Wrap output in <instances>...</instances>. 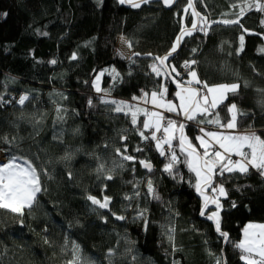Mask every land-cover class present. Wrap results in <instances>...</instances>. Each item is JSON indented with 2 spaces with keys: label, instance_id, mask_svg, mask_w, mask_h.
I'll list each match as a JSON object with an SVG mask.
<instances>
[{
  "label": "trees",
  "instance_id": "trees-1",
  "mask_svg": "<svg viewBox=\"0 0 264 264\" xmlns=\"http://www.w3.org/2000/svg\"><path fill=\"white\" fill-rule=\"evenodd\" d=\"M186 3L180 0L166 10L157 2L128 8L119 0H0V137L13 141L0 142V147L8 155L28 157L48 173L41 176L44 190L23 217L0 209V264H65L71 258L70 252L62 251L66 238L68 248L75 241L97 264H109V249L115 250L112 264H214V257L221 255L226 264H243L239 251L231 243L224 248L214 223L200 215L202 201L192 186L194 174L183 163L185 155L177 142L174 147L181 162L169 175L164 171L168 160L159 155L155 141L139 136L137 128L142 124L133 126L130 116L102 104L99 98L104 93L94 88L98 73L114 68L117 79L108 72L103 76L102 89L111 91L110 98L135 102L133 96L145 92L150 96L167 87L166 99L178 103L166 74L156 76L150 67L154 60L145 56H164L181 27L191 26L190 11H183ZM239 3L198 0L196 7L209 21H219L236 19L231 14L239 9L232 5ZM262 19L264 13L253 9L240 18L243 28L216 25L207 34L199 31L183 42L169 65L179 72L185 61L195 60L193 68L201 80L239 83L238 93L225 101L245 113L238 116L236 130L251 126L264 138V105L260 103L264 93L258 91L264 90V53L259 51L264 47ZM241 35L244 49L238 51ZM120 38L127 40L130 58L120 51ZM171 73L180 82L190 79ZM24 94L29 100L20 105L17 101ZM89 99L94 106H89ZM57 108L63 120L57 119ZM216 111L222 122L229 117L223 105ZM171 118L182 122V113H172ZM186 133L190 139L200 135L194 122L187 125ZM125 145L136 161L124 162L123 168L112 173L113 179H105L97 172L98 165L111 169V162L120 160L115 150ZM137 147L143 151L137 152ZM140 160L150 162L153 171L148 173ZM148 179L159 199L147 194ZM220 181L227 192L220 197L221 228L238 242L246 224L264 223V177L250 169L247 175L235 172L215 177L217 184ZM137 191L142 195L139 200L125 199ZM88 195L111 197V211H93L96 206L87 200ZM140 209H147V230L144 220L136 219ZM113 212L126 219L117 220ZM161 225L175 229L173 242Z\"/></svg>",
  "mask_w": 264,
  "mask_h": 264
},
{
  "label": "snow or ice",
  "instance_id": "snow-or-ice-1",
  "mask_svg": "<svg viewBox=\"0 0 264 264\" xmlns=\"http://www.w3.org/2000/svg\"><path fill=\"white\" fill-rule=\"evenodd\" d=\"M149 2L150 0H119L120 4H128L133 8H139L142 4H148ZM162 2L165 6L171 7L176 3V0H162ZM197 2L198 0H187L186 6L183 9L185 14H188L189 10H191L190 14L193 17L191 27H181L180 33L176 36L171 49L164 56H156L153 58L154 63L150 67L156 76L165 74L169 67H171L172 72H176V76H180V73L176 71V67L167 65L166 61L177 51L185 36H191L197 30L204 31L207 34V30L212 24L240 25L243 28V25L240 24V18L247 11L255 9L256 11L264 13V0H241V3L232 5L233 8L239 9L237 12L231 14L236 16V19L226 18L219 21H209L207 16H202L196 10ZM223 15L228 16L230 14L224 13ZM260 23L264 26V19ZM244 32H248V29H244ZM244 39V35L239 37L240 47L238 51H243ZM129 47H131L130 43ZM259 51L264 53V47L260 48ZM133 55L139 56L140 53H133ZM71 58L73 60L77 58L75 53ZM156 61L159 62V66ZM51 63L55 64L56 61L53 60ZM194 64H196V61L192 60L190 62L185 61L183 65L190 79L180 82L173 78L178 89L175 92L178 103L166 99L169 92L167 87H161L152 91L150 101L148 99L149 93L147 92L141 97L133 96L132 100H142L145 104L150 102L155 108L163 109L164 112L174 113L177 116L182 113L185 121H192L198 127L200 125H213L217 129L233 131H212L206 130L205 127H199V133L201 134L190 139L185 133L186 123L166 117L164 112L151 111L148 108L140 107L139 104L110 99L111 91L107 89L102 90L99 86V81L106 72L110 73L114 80L117 79L119 73L114 68L101 71L97 75L94 85L97 93L102 91L104 93L99 98L102 104L111 105L112 108L110 110L116 113L123 112L126 116H130L133 126H136L138 122L142 124V128H137L139 136L146 141H155V147L159 155L168 160V163L164 165V171L169 173V175L173 174L175 166L181 162L173 143L174 141L177 142L179 152L185 155L183 163L194 174L195 182L192 186L202 197L200 215L208 221H212L215 231L223 237V240L231 243L233 248L239 251V258L243 264H264V223L250 222L246 224L242 229V238L238 242L232 241L229 234L221 228L220 212L222 210V204L220 197H226L227 192L223 187V181H220L219 184L215 182V177H222L225 173L231 174L239 172L247 175L250 169L255 170L261 177H264V138L258 135L251 126L243 132L235 131L238 128V116H243L245 113L240 111L235 103L225 104V101L228 100L230 94L234 96L238 93L240 84H210L208 81L199 78L196 70L192 68ZM162 69L164 72H162ZM167 74L170 75V73ZM258 91L264 93V90ZM27 100H29V95L24 94L19 97L17 103L24 105ZM0 102H2V97H0ZM260 103L264 105V99ZM88 104L90 107L94 106L91 99H89ZM221 105L226 107L229 114V117L223 122L219 112L216 111ZM60 111L57 108V119L63 120ZM140 116L145 117V119L139 121L138 118ZM208 117L212 118L209 119ZM157 133H160V135L158 136ZM122 139H127V136H123ZM193 141L198 143H194ZM0 142L5 144L13 143L6 136L0 137ZM6 151L5 149H0V209L8 210L11 213L23 217L24 210L26 208L31 209L36 202L37 195L44 190L41 176L48 175V173L46 170L39 169L28 157L17 156L15 154L8 155L5 154ZM115 151L120 157L118 164L114 162V167L108 170L105 169L104 163H100L97 167V172L102 174L107 180L113 179L112 172L115 171L116 167L123 168L125 161H136L137 159L135 156L127 154L128 149L126 145L123 149L117 148ZM136 151L140 152L143 149L137 147ZM233 156L238 157V159H233ZM65 159H70V156H66ZM139 164L149 172L152 171L153 166L147 160H140ZM146 184L147 194L154 199H159L152 180L148 179ZM209 190L211 193L217 195L208 194ZM139 195L140 193L137 191L135 196ZM125 199L130 200L132 197L125 196ZM87 200L96 206L93 208V211H97L98 209L111 211L109 208L111 197L107 195H104L102 198L88 195ZM210 205L214 206V210L209 212ZM234 206L235 204H233ZM146 212L147 209H140L136 217V219L144 220L145 230H147L149 223ZM112 215L117 220L126 219L124 215H117L115 212ZM20 223L22 224L23 221L21 220ZM161 227L165 229V234H167L169 242H173L175 229L168 228L165 225H161ZM47 242L45 240V243ZM68 243V239L66 238L65 248L62 251L70 252L71 258L66 260L65 264H97L95 259L84 255L78 243L72 241L70 248H68ZM128 251L130 252L131 249ZM114 255L115 250L109 249L107 255L109 264H112L111 257ZM209 255L211 256L213 254L209 252ZM173 264H177V262L174 261ZM214 264H226V261L222 255L215 256Z\"/></svg>",
  "mask_w": 264,
  "mask_h": 264
},
{
  "label": "rangeland",
  "instance_id": "rangeland-1",
  "mask_svg": "<svg viewBox=\"0 0 264 264\" xmlns=\"http://www.w3.org/2000/svg\"><path fill=\"white\" fill-rule=\"evenodd\" d=\"M200 31V30H199ZM118 47H119V49H120V51L127 57V58H130L131 57V55H132V53H131V51H130V49L128 48V45H127V40L126 39H124V38H120L119 39V41H118ZM101 72V71H100ZM99 72V73H100ZM98 73V74H99ZM97 77V76H96ZM95 80H96V78H95ZM95 80H94V82H95ZM102 84H103V76L100 78V81H99V86H100V88L102 89ZM94 88H95V85H94ZM103 90V89H102ZM95 92H96V89H95ZM103 92V91H102ZM102 92H100V93H98V94H102ZM97 93V92H96ZM110 98V97H109ZM110 99H113V98H110ZM150 99H151V96H150ZM116 100H120V99H116ZM174 103H176L175 101H173ZM129 103H135V104H139V106L140 107H144V108H148V109H150L151 111H160V112H164V110L163 109H157V108H155L150 102H149V104H145V103H143V101L142 100H138V101H135V102H129ZM140 103H143V105H141ZM108 106H110V107H112L111 105H108ZM122 114H124L123 112H121ZM164 115L166 116V117H170L171 118V116H172V113H166V112H164ZM173 119V118H172ZM193 122H188L186 125H190V124H192ZM212 130V129H211ZM212 131H229V132H231V131H233V130H224V129H214V130H212ZM236 132H238L237 130H235ZM159 133H157V135H158ZM201 134V133H200ZM175 142V141H174ZM173 142V143H174ZM0 149H2L1 147H0ZM7 154V153H6ZM233 159H238V157H235V156H233ZM114 162L115 163H119L120 162V160H113L112 162H111V169L114 167ZM125 162H129V161H125ZM134 162V161H133ZM117 170H119V167H116L115 168V171H113L112 173L114 174L115 172H117ZM141 185L143 184V183H141V182H139ZM139 184V185H140ZM140 193V192H139ZM142 195H141V193H140V195L139 196H135V194L134 195H132V199H134V200H139V198L141 197ZM131 254V253H130ZM131 262L132 263H134L132 260H131Z\"/></svg>",
  "mask_w": 264,
  "mask_h": 264
},
{
  "label": "water",
  "instance_id": "water-1",
  "mask_svg": "<svg viewBox=\"0 0 264 264\" xmlns=\"http://www.w3.org/2000/svg\"><path fill=\"white\" fill-rule=\"evenodd\" d=\"M180 0H176V3H174L171 7H167V6H165L164 4H163V2H162V0H150V2L149 3H154V2H157V3H160L166 10H171V9H173L175 6H176V4L179 2ZM148 3V4H149ZM120 5H122V6H126V7H128V8H133V7H131L130 5H128V4H120ZM144 5H146V4H142L141 5V7L142 6H144ZM196 10L197 11H199L198 9H197V7H196ZM190 11V13H191V10H189ZM202 16H204L203 14H201ZM192 17V16H191ZM192 20H193V17H192ZM216 25H224V24H212L211 25V27L210 28H212V27H214V26H216ZM224 26H228V25H224ZM191 27V26H190ZM189 27V28H190ZM210 28H208V29H210ZM199 32V30H197V31H194L193 33H192V35L191 36H185L184 38H183V40H182V42H181V44H180V47L177 49V51L175 52V53H173V55L171 56V57H169V60L168 61H166V64L167 65H169L171 62H172V60L180 53V51H181V49H182V44H183V42L186 40V39H188V38H191V37H194V36H196V34ZM145 58H151V59H153L154 57L153 56H145ZM154 60V59H153ZM157 62V64H158V66H159V62L158 61H156ZM163 70V69H162ZM164 71V70H163ZM167 73H170V75L169 74H167ZM166 76H167V78H168V80L171 82V84L173 85V87H174V89H175V91H177L178 89L176 88V84L174 83V80H173V78H175L173 75H172V73H171V71H170V67L169 68H167V70H166ZM175 80H177L176 78H175ZM183 122L184 123H186V122H190V121H185L184 120V117H183ZM185 133H186V129H185ZM187 134V133H186ZM190 138V137H189ZM147 170V169H146ZM152 171H153V168H152ZM151 171V172H152ZM147 172L148 173H151V172H149L148 170H147ZM211 193V191L209 190L208 191V194H210ZM211 195V194H210ZM196 197L199 199V200H201L202 201V197L196 192ZM209 208L210 209H214V206L213 205H210L209 206ZM226 246H227V242H225L224 243V248H226Z\"/></svg>",
  "mask_w": 264,
  "mask_h": 264
},
{
  "label": "built area",
  "instance_id": "built-area-1",
  "mask_svg": "<svg viewBox=\"0 0 264 264\" xmlns=\"http://www.w3.org/2000/svg\"><path fill=\"white\" fill-rule=\"evenodd\" d=\"M193 66L194 65H192V68H193ZM179 73H180V76H178V77H180V78H184V77H189L188 75H187V70H185L183 67L179 70ZM199 127H202V126H199ZM198 127V128H199ZM207 129V128H206ZM212 130H214V128H211ZM160 135V133L158 134V136Z\"/></svg>",
  "mask_w": 264,
  "mask_h": 264
},
{
  "label": "crops",
  "instance_id": "crops-1",
  "mask_svg": "<svg viewBox=\"0 0 264 264\" xmlns=\"http://www.w3.org/2000/svg\"><path fill=\"white\" fill-rule=\"evenodd\" d=\"M148 99H149V101H150V96L148 97ZM128 102V101H127ZM144 103V102H143ZM143 103H140L141 105H143ZM147 104H149V103H147Z\"/></svg>",
  "mask_w": 264,
  "mask_h": 264
},
{
  "label": "bare ground",
  "instance_id": "bare-ground-1",
  "mask_svg": "<svg viewBox=\"0 0 264 264\" xmlns=\"http://www.w3.org/2000/svg\"><path fill=\"white\" fill-rule=\"evenodd\" d=\"M181 120H182V122H183V114H182V119H181ZM187 123H188V122H186V124H187ZM5 154H6V153H5Z\"/></svg>",
  "mask_w": 264,
  "mask_h": 264
}]
</instances>
